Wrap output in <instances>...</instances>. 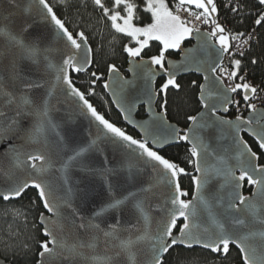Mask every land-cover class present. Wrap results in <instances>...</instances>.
Listing matches in <instances>:
<instances>
[{
    "label": "water",
    "instance_id": "1",
    "mask_svg": "<svg viewBox=\"0 0 264 264\" xmlns=\"http://www.w3.org/2000/svg\"><path fill=\"white\" fill-rule=\"evenodd\" d=\"M0 28H5L26 47L38 48L37 54L30 58L16 40L8 35H0V88L3 92L11 93L15 98L12 103H8L9 97L0 94V114H2L0 115V190L21 181L36 179L45 185L50 203L57 207L60 213L59 217L52 216L43 207L45 216H51L52 220L56 221L55 224H48L47 227L55 235L57 243L49 244L54 251L44 257L40 256L41 250L36 264H152L154 241L149 238H137L144 236L145 233L149 237H155L158 229L163 227L170 206L167 202L171 198L172 187L167 183L162 168H154L153 163L146 162L147 158L139 155L135 146L129 148L126 142L107 133V130L99 125L86 109H83L78 97L70 94L63 80L56 79L63 66V60L69 55H74L80 62L86 57L92 61V52H86L84 48L72 49L66 39L57 34L58 29L55 24L46 18V10L39 4V0H15L14 4H9L8 0H0ZM189 39L191 41L189 46L181 45V49L176 50L178 52L176 58H165V67L169 72L174 73L175 80L190 74L199 76L202 80L199 85L198 101L202 105L200 86L205 85V95L212 94L209 97V104L219 106L220 100L216 98L218 86L211 79L213 74L208 69L214 64L220 65L225 53L217 52L218 45L208 47L203 38L198 46L195 33ZM190 49L195 51H187ZM129 59L128 57L126 75L119 70V75L108 72L105 83H108L109 87L104 86V89L123 123L138 136V138L132 137L143 141L147 132L148 146L160 154L165 148L177 144L178 141L173 136V128L187 129L191 122L186 128H180L166 118L164 111L156 108L158 100L156 82L161 78L166 80L167 76L160 74L156 66L140 65L139 58L134 76L133 72L129 71L131 67ZM50 64L53 67H49ZM90 65L91 63L86 64L84 70L79 72L70 67L67 69V74L70 78V70L84 73ZM197 67H200L201 71L197 72ZM150 68H155L157 73L154 79H148L145 75ZM205 75L209 76L208 81H205ZM125 81L131 83L126 84ZM29 82L39 86L25 90L24 84ZM149 92L157 93L151 100V108L148 103ZM228 95L233 101L235 93ZM22 96H26L30 104L23 105ZM231 105L228 106L229 110ZM45 107L46 115H44ZM139 108L144 111L143 117L137 116ZM229 110L227 112L221 110L217 115L234 120L235 117H227ZM18 112L21 114L17 115ZM204 112L202 106L194 116H200ZM160 116L162 118H157ZM250 116H255L264 123V108H257L255 113L249 111L244 118ZM13 118L17 123L9 128ZM208 119L210 117L204 115V120ZM223 127L227 132V126ZM243 134L255 142L246 131L241 133L242 136ZM153 136L159 137L162 147L152 143ZM204 136L206 142L210 143L211 149L217 154H223V150L231 146V140L227 137L222 140L216 139L214 130L206 131ZM186 143L191 147L189 142ZM13 147L19 153L21 161L26 160L29 154H43L47 163L37 161L36 169L27 165L16 167L14 166L16 153L12 151ZM77 152L81 154L62 170L69 157ZM207 163L212 164L215 161L209 158ZM42 164L46 169L43 173L38 171ZM197 175L200 174L195 171V176ZM221 182L219 179L213 180L202 195L209 199V193L215 192ZM145 189L150 190L145 191ZM35 190L38 194V190ZM227 191L225 189L222 194L226 195ZM197 195L193 180L192 195L187 200H193ZM1 199L3 198L0 197ZM114 200H122L123 203L117 209H108L100 216L95 215ZM40 202L42 204L41 200ZM69 203L71 207L68 206ZM138 203L147 215V222L137 207ZM210 204L211 211L218 219H222L223 209L216 207L214 200H210ZM200 215V220L192 222L191 230L194 234L200 233L207 238L208 234L204 233L203 229L210 228L209 212L202 209ZM39 217L37 224L41 228V234L46 240H51V237L44 234V225L41 224ZM179 221L182 222L180 226L185 222L183 218L178 219L177 223ZM81 224L85 227L81 228L79 226ZM180 226L177 231V226L173 229L174 236L180 234ZM251 227L259 229L260 225L255 224ZM129 239L134 242L133 245L128 251H122L121 241ZM250 243L257 249L255 255L258 262L264 259V248L260 247V240H253ZM230 246L240 253L238 247ZM173 247L212 251L196 244L192 247L183 244ZM167 253L163 254L162 259ZM240 256L243 264L241 253ZM0 264L10 263L0 257Z\"/></svg>",
    "mask_w": 264,
    "mask_h": 264
},
{
    "label": "snow or ice",
    "instance_id": "2",
    "mask_svg": "<svg viewBox=\"0 0 264 264\" xmlns=\"http://www.w3.org/2000/svg\"><path fill=\"white\" fill-rule=\"evenodd\" d=\"M61 2H66V0H61ZM8 3L14 4L15 0H8ZM93 3L101 10V18L110 22V26L115 32L126 34L135 41L136 46L126 45L124 49L130 58L129 63L131 67L129 71H132L134 76L138 66L137 58H139L140 65L156 66L160 70V74H165L167 76L165 83L162 84L160 88V92L162 93L166 92L169 86H173L177 89L180 87V85L176 83L174 73L169 72L165 67L166 52L170 49L180 50L182 42L191 38L194 33L198 41V46L199 41L203 38L205 43L208 44V47L218 45L217 52L221 54L229 51L231 47L230 40L247 43V40L243 39V33L232 36L225 34V28L217 22L215 17V14L218 12L215 0H178V8L187 6L184 7V10L188 12L189 16L192 17L194 21H201L206 25L211 24V31L205 32H201V29L196 27L192 20L184 19L179 14L170 10L165 0H145L144 11L151 14L152 22L143 27L136 26L133 23L137 9L134 0H112L111 7L106 6L102 0H93ZM259 3L264 5V0H259ZM39 4L46 10V18L50 19V21L55 24L58 29L57 34L65 38L72 49L79 50L84 48L86 52L91 51L83 30L77 32L74 36L65 26V23L57 17L53 8L47 3V0H39ZM237 10V7H233L232 9L233 12ZM262 22H264V12L259 13V18L255 21L257 25ZM0 35H8L13 40H16V43L24 49L25 54L30 58L34 57L38 52V48L26 47L22 41L17 40L16 37L12 36L5 28H0ZM248 39H251L250 35ZM150 40L159 41L161 47L157 55H153L148 60H144L141 53L149 44ZM239 47L240 43L237 44V48ZM187 51L194 52L195 49ZM240 54L242 55L243 53L241 52ZM62 63L63 66L60 69V74L57 75L56 79L58 81L61 79L63 80L70 94L78 97L79 101L82 102L83 109H86L87 113H90L91 117L107 130V133H111L114 137L119 138L120 141L126 142L129 148L135 146L139 155L147 158L146 162L153 163L154 168H162L167 183L173 189L171 198L167 202L170 206L163 227L158 229L155 237H149L147 233H145L144 236L137 238H149L154 241L152 244V264H162L163 254L167 253L170 248L177 244H183L187 247H192L194 244L201 245L204 248L211 249L213 252H222L224 254L229 252L230 245H235L242 254L243 264H264V259L258 262L255 255L257 249L250 243V241L259 239L260 247L264 248V163L259 162L261 156H264V123L257 120L255 116L244 118L241 115H237L235 119L232 120L217 115L221 110L227 112L230 104L235 103L237 107H239V101H232L228 95L229 93H236L238 90H242L244 93L243 100L246 103V107L250 109L252 113L257 111L255 104L248 103L250 100L249 93L254 95L257 91L256 88L243 82L234 85L231 83L226 85L224 83L223 77L225 75L229 80H233L237 77V69L241 63L240 60L233 61V70L228 73H225L219 64H214V66H210L208 69V71L213 74L211 79L214 80L218 86L216 98L220 100L219 106L209 104V97L212 94L209 93V95L206 96L205 85H201L200 100L205 112L200 116H189L188 120L191 122L189 128H173L175 140L186 141L191 144L190 154L194 159L190 160L189 163H192L195 171L200 174L193 176L198 193L193 200L182 198L188 194L181 189L178 178L180 174L185 173V169L165 159L157 151L150 148L148 146L147 132L145 133L146 139L143 141L127 135L123 130L105 119V117L89 103L84 93L73 86L67 74V69L71 67L77 72L82 71L86 64L91 63V60L86 57L80 62L77 61L74 55H69ZM49 67L53 66L50 64ZM196 71H201V68L197 67ZM108 72L110 74L119 75L115 65H110ZM217 73H219V75H215ZM156 74L155 68H150L149 72L145 75L148 79H154ZM92 76L96 77L97 74L92 73ZM121 79L123 78L121 77ZM204 79L208 81L209 76L205 75ZM241 80H243V78H241ZM92 83L94 84L95 80H93ZM125 83L129 84L131 82L125 81ZM193 84H195V81H193ZM38 86L39 85L33 82H29L24 84V89L30 90ZM104 86L108 88L109 84L105 83ZM0 94L9 97L8 103H12L15 99L12 97L11 93L3 92L2 88H0ZM148 95L149 108H151V100L157 93L149 92ZM21 103L23 105H28L30 101L26 96H22ZM161 107L163 108V105ZM20 114L19 112L17 113V115ZM46 114L47 110L45 107L44 115ZM204 115H208L210 119L204 120ZM127 118V113H125V119ZM157 118H162V116ZM16 123L17 121L13 118L9 123V128ZM223 126H227V132H225ZM210 129L215 131L216 139L222 140L227 137L231 140V146L225 148L223 154H217L214 149H211L210 143L206 142L204 133ZM37 131H39V129H37ZM245 131L254 138L258 151L253 150V147L241 135V133ZM209 139H211V137ZM152 143L154 145H160L161 147L163 146L160 144L159 137L156 136L152 137ZM12 151L16 153L14 157V166L16 167L27 165L30 168L36 169L37 161L47 163L46 157L43 154H29L26 160L21 161L19 159V153L16 152L14 147ZM80 154V152H77L72 157H69L62 170L66 169L71 161ZM209 158L214 160L215 163L208 164L207 159ZM38 171L41 173L46 171L43 164ZM215 179H219L222 182L215 192L209 193V199H206L202 193ZM245 183L252 186L253 189L251 194L247 196L244 195L242 191ZM30 186L38 190V196L46 211L52 214V216L59 217V210L50 203L45 185L36 179L21 181L7 189L0 190V197L5 201L19 197ZM225 189L228 190L226 195L222 194ZM148 190L150 189H145V191ZM69 191H71V189H69ZM210 200L215 201L216 207L223 209L222 219H218L216 214L211 211L212 205L210 204ZM122 203V200H114L95 215L100 216L108 209H117ZM68 206L71 207V204L69 203ZM137 207L140 209L141 214L144 215L147 222V215L143 212L142 206L138 203ZM202 209L209 212L208 220L210 221V228L203 229V232L208 234L207 238L200 233L194 234L191 230L192 222L201 219L200 213ZM241 213H243V215H241ZM180 218H183L185 222L179 228L180 234L174 236L173 229L177 226V221ZM39 219L41 224L44 225V234L47 237H51V240L43 241L40 244L42 249L40 256L44 257L46 254H50L54 251V248L49 247V244L55 245L57 243L55 235L49 227H47L48 224H55L56 221L52 220L51 216H45L44 213L40 214ZM255 224H259L260 228L255 229L251 227V225ZM79 226L81 228L85 227L84 224ZM197 227H199V225H197ZM230 229H239L240 231L233 232ZM106 235H108V233H106ZM133 243L131 239L121 241V250L128 251ZM117 256H119V253H117Z\"/></svg>",
    "mask_w": 264,
    "mask_h": 264
},
{
    "label": "trees",
    "instance_id": "3",
    "mask_svg": "<svg viewBox=\"0 0 264 264\" xmlns=\"http://www.w3.org/2000/svg\"><path fill=\"white\" fill-rule=\"evenodd\" d=\"M47 3L74 36L80 30L85 32L87 43L91 48L92 61L89 69L84 73L70 70L71 82L80 92L84 93L85 98L105 119L119 128H123L134 138H138L137 134L123 123L104 89L110 65H115L120 72L126 75L129 56L124 49L126 45L136 46L135 41L125 34L115 32L111 28L110 22L101 18V10L94 5L93 0H66L63 3L61 0H47ZM103 3L108 7L112 6V0H103ZM134 3L137 5L134 23L139 26L151 23V14L144 11L145 0H134ZM244 6L243 11L238 9L236 14L228 16L230 24L233 26V32H238L241 28L247 30L253 21L259 18L261 12H258L256 3L250 0L246 1ZM254 10L256 13H253ZM256 32V42L252 43L243 55L233 56L227 62L228 69L232 71L233 61H241L237 69V77L242 76L243 83H248L257 89L254 95L251 94L250 99L256 94L264 92V22L256 26ZM189 43V39H186L182 45L185 46ZM160 47L159 41L150 40L149 44L142 50L141 55L143 58H150L158 54ZM170 56L176 57L177 51L168 50L165 57ZM92 73H96L97 76L93 77ZM93 80H95L94 84L92 83ZM165 81L164 78H161L156 82L158 92L156 108L159 111H164L170 122L175 123L180 128H186L190 122L188 117L197 114L202 107L198 101L201 78L192 74L181 76L176 80V83L180 85L178 89L169 86L166 92L162 93L160 88ZM233 81L238 83L237 78ZM237 98L240 104L245 103L241 94L237 93ZM137 116H144L142 108H139ZM243 138L248 141L253 150L258 151L256 142L244 134ZM190 148L185 141H178L177 144L160 152L161 156L185 169V173L180 174L178 179L181 189L188 194L183 197L186 200L192 195L193 176H195L194 165L189 163L190 160L194 159L190 154ZM259 162L264 163V156H261ZM243 190L244 192L250 191V186L245 183ZM43 211L39 196L36 190L31 187L14 200H0L1 258L10 264H36L38 254L42 250L40 244L46 241L41 234L40 226L37 224V219ZM181 224V221L177 223L176 231ZM236 263H241V257L238 250L233 246H230L227 254L197 248L173 247L162 259V264Z\"/></svg>",
    "mask_w": 264,
    "mask_h": 264
},
{
    "label": "built area",
    "instance_id": "4",
    "mask_svg": "<svg viewBox=\"0 0 264 264\" xmlns=\"http://www.w3.org/2000/svg\"><path fill=\"white\" fill-rule=\"evenodd\" d=\"M246 1H250V0H215V3L217 5V9L218 12L215 14L217 22L220 23L226 30L225 34L227 35H236L238 33H243L244 34V38L245 40H247V43H243L242 41L238 42L236 40H230V49L228 52L225 53L224 55V59L222 61V63L220 64V66L222 67V69L224 70L225 73L230 72L227 66V62L229 61V59L233 56H241V52L244 53L249 46L256 42L257 40V32H256V26L257 24L255 23V21L257 19H255L252 23V25L247 29H240L238 32H233L232 28L233 26L230 24V19H228V16L231 14H236L235 12L232 11L233 7H237L239 9V11H243L245 6L244 4L246 3ZM254 3H256L258 5V12H264V5H261L259 3V0H251ZM170 7L172 8V10L179 14L182 18L184 19H188V20H192L193 23L195 24L196 27H199L201 29V31H211V24H203L201 21H194L192 17L189 16L188 12H186L184 10V7H179L178 8V3L177 2H171ZM194 10V9H193ZM195 11V10H194ZM257 12V13H258ZM253 13H256V11L254 10ZM240 22H242L240 20ZM249 35L251 36V39H248ZM240 43V47L237 48V44ZM243 55V54H242ZM245 75V73H244ZM242 76L237 77V81L238 83H242L243 80H241ZM224 79V83L227 85L229 83H231L232 85L236 84L235 82H233L232 80H229V78L225 75L223 77ZM260 100L257 96H254L252 98V100L250 101V103L255 104L256 108L258 107H263L264 108V100L263 101H257ZM237 101V100H235ZM234 111H232L233 113L237 115L240 114V112H247L248 108L246 107V105H244L241 109L237 108V105L234 103ZM238 109V110H237Z\"/></svg>",
    "mask_w": 264,
    "mask_h": 264
},
{
    "label": "flooded vegetation",
    "instance_id": "5",
    "mask_svg": "<svg viewBox=\"0 0 264 264\" xmlns=\"http://www.w3.org/2000/svg\"><path fill=\"white\" fill-rule=\"evenodd\" d=\"M167 1V3H168V7H169V9L171 8L170 7V4H171V2H176V0H166ZM189 39V38H188ZM189 41H190V39H189ZM191 44V41H190V43L188 44V45H185L184 47H186V46H189ZM183 46V45H182ZM176 51V50H175ZM177 56H178V52H177ZM176 56V57H177ZM171 57V56H170ZM176 57H171V58H176ZM165 58H167V57H165ZM196 76V75H195ZM199 77V76H198ZM202 80V79H201ZM201 83V82H200ZM200 85V84H199ZM239 94H241V96H242V100H243V95H244V93H243V91H241V92H238ZM249 96L251 97V93L249 94ZM244 101V100H243ZM250 101V100H249ZM249 101H248V103H249ZM239 103H240V101H239ZM242 104V103H241ZM245 105V103H243V106ZM242 106V107H243ZM238 108V107H237ZM238 109H240V108H238ZM237 109V110H238ZM235 109H234V107L228 112V114H227V117L228 118H234L235 116H236V114L235 113H233L232 111H234ZM144 112V111H143ZM240 115H242V112H240ZM244 189V188H243ZM251 190H252V186H250V191H248V192H244V190H243V194L244 195H249L250 193H251ZM241 257V256H240ZM236 264H242V260H241V263H236Z\"/></svg>",
    "mask_w": 264,
    "mask_h": 264
},
{
    "label": "rangeland",
    "instance_id": "6",
    "mask_svg": "<svg viewBox=\"0 0 264 264\" xmlns=\"http://www.w3.org/2000/svg\"><path fill=\"white\" fill-rule=\"evenodd\" d=\"M178 1V0H177ZM102 2H103V0H102ZM165 2L167 3V1L165 0ZM167 5H168V3H167ZM170 10H172V8H170ZM173 11V10H172ZM174 12V11H173ZM175 13V12H174ZM133 23H134V19H133ZM136 26H139L138 24H136V23H134ZM140 27H143V26H140ZM126 35V34H125ZM255 96H257L260 100H258L257 99V101H263L264 100V92H261V93H258V94H256ZM235 100H237L238 101V98L237 97H235ZM242 106H243V104H240L239 103V107L238 108H242ZM246 115V112L244 111V112H242V116H245ZM12 214H15V213H12Z\"/></svg>",
    "mask_w": 264,
    "mask_h": 264
}]
</instances>
